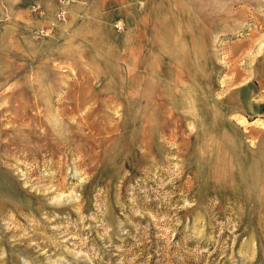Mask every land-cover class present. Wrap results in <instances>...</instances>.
<instances>
[{
  "label": "rangeland",
  "instance_id": "1",
  "mask_svg": "<svg viewBox=\"0 0 264 264\" xmlns=\"http://www.w3.org/2000/svg\"><path fill=\"white\" fill-rule=\"evenodd\" d=\"M0 264H264V0H0Z\"/></svg>",
  "mask_w": 264,
  "mask_h": 264
}]
</instances>
